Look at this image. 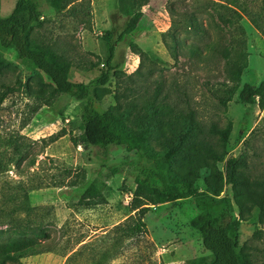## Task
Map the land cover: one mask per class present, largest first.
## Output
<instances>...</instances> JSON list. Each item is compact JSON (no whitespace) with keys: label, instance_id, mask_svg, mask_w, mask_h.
<instances>
[{"label":"rangeland","instance_id":"rangeland-1","mask_svg":"<svg viewBox=\"0 0 264 264\" xmlns=\"http://www.w3.org/2000/svg\"><path fill=\"white\" fill-rule=\"evenodd\" d=\"M14 1L0 0V16ZM125 10L142 16L132 33L116 41L127 20ZM33 28V37L71 62L69 79L83 82L103 70L104 32L111 31L114 70L104 85L108 93L98 100L101 108L115 105V91L136 102L157 95L174 113L192 110L204 127L228 128L226 155L215 165L223 182L228 157L236 162L235 173L264 176V105L236 100L243 83L255 87L264 77L263 0H41ZM0 58V241L27 239L42 249L6 264L207 260L208 251L188 220L199 207H212L217 197L232 201L229 182L212 195L205 190L207 172L201 171L193 181L199 193L182 199L180 207L149 205L143 231L126 236L119 227L136 216L133 178L148 161L121 146L102 150L73 142L80 133V103L67 94L52 96L49 78L15 61L13 51L0 48ZM226 96L222 104L218 97ZM149 146L163 152L152 140ZM91 182L100 202L84 206L79 198ZM233 207L230 233L236 249L249 264H264V223L258 222L257 209L240 217Z\"/></svg>","mask_w":264,"mask_h":264},{"label":"trees","instance_id":"trees-1","mask_svg":"<svg viewBox=\"0 0 264 264\" xmlns=\"http://www.w3.org/2000/svg\"><path fill=\"white\" fill-rule=\"evenodd\" d=\"M123 14L127 20L116 34V41L132 33L142 16V12L137 10H125ZM40 16L41 0H15L10 12L0 16V48L13 51L15 61L27 63L46 75L52 84V96L67 94L80 103V133L71 139L73 142L102 150L108 145L121 146L148 161L147 165H140L133 178L132 209L136 216L130 223L119 227L121 232L126 236L142 232V217L149 205L168 203L172 208L180 207L182 199L199 193L193 187V181L201 171H206V192L218 196L224 183L229 182L233 204L225 195L217 197L212 201V207H199V211L188 220L198 232L203 248L208 251L207 260L201 264H249L245 254L236 249L230 233L233 205L240 217L253 208L257 209V220L264 223V176H250L243 171L235 173L236 162L228 157L224 165L227 181H222L221 171L215 165L226 155L228 128L218 127L215 123L204 127L193 117L192 110L185 115L174 113L173 107L156 100L157 95L136 102L125 100L128 94L125 91H115V105L101 108L98 100L108 93L104 85L114 70L112 32H104L105 54L100 74L87 82L75 81L67 75L71 62L64 53L53 49L41 37L32 36L34 23ZM191 21L190 24L195 23L193 18ZM3 64L4 60L0 58V72ZM119 85L116 80V90ZM124 89L129 94L132 91L127 85ZM236 97L241 104L262 107L264 77L255 87L243 83ZM218 98L222 104L229 100L227 96ZM149 140L163 152L152 151ZM100 198V192L91 182L82 192L79 202L90 206L99 203ZM39 245L27 239L0 241V264L39 253L42 250L38 249Z\"/></svg>","mask_w":264,"mask_h":264}]
</instances>
